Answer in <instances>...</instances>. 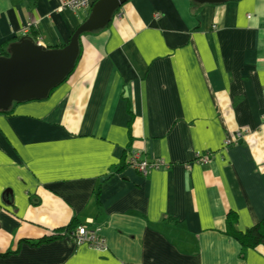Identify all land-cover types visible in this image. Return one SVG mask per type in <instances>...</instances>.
Here are the masks:
<instances>
[{
    "label": "crops",
    "instance_id": "0c3cea01",
    "mask_svg": "<svg viewBox=\"0 0 264 264\" xmlns=\"http://www.w3.org/2000/svg\"><path fill=\"white\" fill-rule=\"evenodd\" d=\"M86 17L0 0V56L21 38L62 48ZM79 49L47 99L0 113V264H264V242L225 235L228 212L240 232L264 219V0H129ZM131 153L163 165L140 174ZM80 226L106 250L76 246Z\"/></svg>",
    "mask_w": 264,
    "mask_h": 264
},
{
    "label": "water",
    "instance_id": "95a60500",
    "mask_svg": "<svg viewBox=\"0 0 264 264\" xmlns=\"http://www.w3.org/2000/svg\"><path fill=\"white\" fill-rule=\"evenodd\" d=\"M129 0H97L87 17L62 48H46L29 38L9 45L0 56V112L13 103L45 100L72 73L79 56V37L106 27ZM197 4H223L233 0H192Z\"/></svg>",
    "mask_w": 264,
    "mask_h": 264
},
{
    "label": "built area",
    "instance_id": "2783aa9c",
    "mask_svg": "<svg viewBox=\"0 0 264 264\" xmlns=\"http://www.w3.org/2000/svg\"><path fill=\"white\" fill-rule=\"evenodd\" d=\"M95 0H59V10L68 9L73 12H87L90 10L92 4ZM32 29L31 24H25L23 27L24 32ZM37 44H39L37 42ZM235 140L231 138H226L223 143L224 147H229L236 144V141L241 138L242 134L236 132L234 134ZM212 157L210 152L196 153L193 163L207 164ZM128 163L132 166L138 173L146 175L149 170L154 166L161 167L163 164H152L146 160H138V156L135 153H131L127 158ZM74 241L76 246L87 245L88 247L97 250L105 251L106 245L104 239L99 236L95 231L88 229L85 226H80L76 229L74 236Z\"/></svg>",
    "mask_w": 264,
    "mask_h": 264
},
{
    "label": "trees",
    "instance_id": "16d2710c",
    "mask_svg": "<svg viewBox=\"0 0 264 264\" xmlns=\"http://www.w3.org/2000/svg\"><path fill=\"white\" fill-rule=\"evenodd\" d=\"M95 1H97V0H95ZM192 2H193V4L195 3L194 1H192ZM195 4H197V3H195ZM197 5H200V4H197ZM89 11H87V15L89 14ZM84 35H86V33L80 35L79 44H80L81 37L84 36ZM6 46H7V44H5L3 46V51H2L3 52L2 54H3L4 57H6L8 55L6 53V49H4ZM14 105H16V103H13L12 107ZM11 108L8 111H6V112H0V113L1 114H8L10 112ZM128 156H130V154H128L126 158H128ZM124 159L122 158L120 164L113 168V170H115V172H121L127 166V164H126ZM129 166H130V164H129ZM94 198H95V201L98 202L99 190L95 193ZM72 230H73V227L69 224L66 228H63V229L58 230V231H55L54 233H52V234H50L48 236H44V237H42L40 239H37L35 241L22 240V241H20L18 243V247H20L21 244H23V243H25V244H27L29 246H32V247L39 246L42 243H51V242H53L55 240L62 239L64 236H66L69 233H72ZM225 235H227L228 237H231L234 240H236L240 244V246L242 247L243 251L245 249H247V248H254L257 245H259V244L264 242V219L261 222H259L258 224H256L255 226L246 229L244 232H240L237 229V218H236V215L231 213V212H228V214L226 216ZM12 253L13 252H11V251H6L5 253L0 254V257H6L8 255H11Z\"/></svg>",
    "mask_w": 264,
    "mask_h": 264
},
{
    "label": "rangeland",
    "instance_id": "374dc122",
    "mask_svg": "<svg viewBox=\"0 0 264 264\" xmlns=\"http://www.w3.org/2000/svg\"><path fill=\"white\" fill-rule=\"evenodd\" d=\"M196 164V163H195Z\"/></svg>",
    "mask_w": 264,
    "mask_h": 264
}]
</instances>
